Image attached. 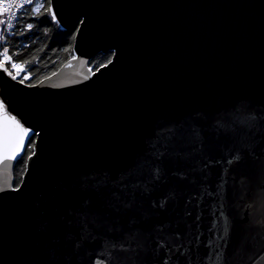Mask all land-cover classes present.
Segmentation results:
<instances>
[{
	"label": "water",
	"instance_id": "1",
	"mask_svg": "<svg viewBox=\"0 0 264 264\" xmlns=\"http://www.w3.org/2000/svg\"><path fill=\"white\" fill-rule=\"evenodd\" d=\"M50 6L74 56L0 70V264H264V0Z\"/></svg>",
	"mask_w": 264,
	"mask_h": 264
},
{
	"label": "trees",
	"instance_id": "2",
	"mask_svg": "<svg viewBox=\"0 0 264 264\" xmlns=\"http://www.w3.org/2000/svg\"><path fill=\"white\" fill-rule=\"evenodd\" d=\"M32 25L31 29L28 25ZM77 24L63 28L53 19L50 0H34L26 5L17 15L14 26L5 38V46L13 60L23 64L29 74L24 80L34 84L55 72L67 59L74 56L73 43ZM113 52H98L90 61L89 67L94 71L106 64ZM10 70H13L8 65ZM20 79L21 77L18 76ZM35 136L30 138L26 149L14 166V185L20 183L28 156L33 151Z\"/></svg>",
	"mask_w": 264,
	"mask_h": 264
},
{
	"label": "snow or ice",
	"instance_id": "3",
	"mask_svg": "<svg viewBox=\"0 0 264 264\" xmlns=\"http://www.w3.org/2000/svg\"><path fill=\"white\" fill-rule=\"evenodd\" d=\"M28 3H33L34 0H27ZM12 5H7L5 6L3 0H0V12L2 13H8L10 12V8ZM24 5L21 4L19 7H23ZM53 19H55V16L53 15ZM0 26H3L4 30H10L13 28L14 23H13V18L11 15H9L6 19H0ZM32 25H28V28L31 29ZM13 61V56L9 54V49L8 48H3L2 53H0V70L6 72L9 76L12 77L13 80L16 79V75H13L11 71H9V68L7 65L11 62V68L16 70L17 75L23 70L22 65L19 63L12 62ZM27 78V77H26ZM24 81L21 80L20 83H23ZM5 109V103L4 101L0 100V110ZM5 119H7V115L5 113ZM11 123L15 125V128L19 130V147L16 148L11 156H5L4 159H13L19 156L20 152L23 151V144L25 140L27 139L28 143H31L30 140V132L28 129H24L21 127L18 121L15 120L14 117L11 118ZM5 148H7V143L5 144ZM30 158V157H29ZM240 157L236 156L233 157L234 160H238ZM229 164L233 163V160L228 161ZM159 172V170H157ZM15 191H19V188L13 189ZM0 191H3V189H0ZM190 215V213H189ZM223 238V237H222ZM216 259L217 261L222 259V254L217 253L216 254ZM165 264H167V261H165Z\"/></svg>",
	"mask_w": 264,
	"mask_h": 264
},
{
	"label": "built area",
	"instance_id": "4",
	"mask_svg": "<svg viewBox=\"0 0 264 264\" xmlns=\"http://www.w3.org/2000/svg\"><path fill=\"white\" fill-rule=\"evenodd\" d=\"M3 2L5 4V6H7V5H12V6L10 8V12H8V13L0 12V19H6L9 15H11L13 18V23L15 22V19H16L18 13L22 10V8L25 7L27 4H29L27 2V0H3ZM21 4H23L24 6L19 7V5H21ZM10 30H4L3 26H0V38H1L0 53H2L3 48L6 47L4 40L7 36V34L10 32ZM10 64H11V62L8 65H10Z\"/></svg>",
	"mask_w": 264,
	"mask_h": 264
},
{
	"label": "rangeland",
	"instance_id": "5",
	"mask_svg": "<svg viewBox=\"0 0 264 264\" xmlns=\"http://www.w3.org/2000/svg\"><path fill=\"white\" fill-rule=\"evenodd\" d=\"M20 64V63H19ZM22 65V68H23V70L17 75V73H16V75L17 76H20L21 77V79L24 81V80H26V79H28L29 78V74L27 73V70H26V68H25V66L23 65V64H21ZM16 72V71H15ZM27 77V78H26Z\"/></svg>",
	"mask_w": 264,
	"mask_h": 264
},
{
	"label": "bare ground",
	"instance_id": "6",
	"mask_svg": "<svg viewBox=\"0 0 264 264\" xmlns=\"http://www.w3.org/2000/svg\"><path fill=\"white\" fill-rule=\"evenodd\" d=\"M10 67H11V64H10ZM13 69V68H12ZM10 70V69H9ZM13 70H15V69H13ZM27 83V82H26ZM29 84V83H28Z\"/></svg>",
	"mask_w": 264,
	"mask_h": 264
}]
</instances>
